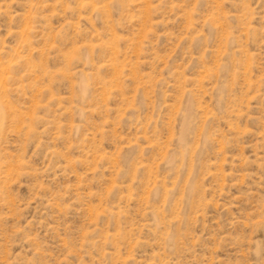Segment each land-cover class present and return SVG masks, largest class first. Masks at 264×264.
<instances>
[{
    "label": "rangeland",
    "instance_id": "1",
    "mask_svg": "<svg viewBox=\"0 0 264 264\" xmlns=\"http://www.w3.org/2000/svg\"><path fill=\"white\" fill-rule=\"evenodd\" d=\"M0 264H264V0H0Z\"/></svg>",
    "mask_w": 264,
    "mask_h": 264
}]
</instances>
